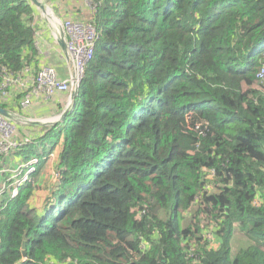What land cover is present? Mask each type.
I'll list each match as a JSON object with an SVG mask.
<instances>
[{"label": "trees", "instance_id": "trees-1", "mask_svg": "<svg viewBox=\"0 0 264 264\" xmlns=\"http://www.w3.org/2000/svg\"><path fill=\"white\" fill-rule=\"evenodd\" d=\"M94 4L72 109L15 150L42 159L16 195L0 173V264H264V0ZM38 54L34 6L0 0V92Z\"/></svg>", "mask_w": 264, "mask_h": 264}, {"label": "built area", "instance_id": "built-area-1", "mask_svg": "<svg viewBox=\"0 0 264 264\" xmlns=\"http://www.w3.org/2000/svg\"><path fill=\"white\" fill-rule=\"evenodd\" d=\"M86 1L92 8V14H94L96 7L94 0ZM58 23H60L65 30L67 48L72 62L71 74L67 78H60L57 71L53 67L47 65L40 67L33 81H31V76L34 74L31 72L29 67L25 68L17 75H12L6 72L0 92L1 100L8 103L10 99L9 91L12 87L19 88L21 91L30 90V92L25 95V101L23 105L24 107L29 105L30 97L32 98L33 96H38L40 94H43L47 97H53L60 93L68 92L69 97H71L73 90H75L77 93L85 75L86 66L90 61H92L95 54L96 46L99 41L98 29L96 25L91 22V19L89 21H81L66 18L60 21L55 17L54 23H52L54 28L52 27V29L56 40L57 35L54 29L57 27ZM258 78H264V68L259 71ZM59 118L60 117H58L56 120L58 121L61 119ZM18 130L19 128L16 126L14 121L0 115L1 153L10 154L22 146L33 142V137L31 135L19 138L17 135ZM38 159L40 158L35 157L31 161H20L21 163L18 165V168H20L21 172L25 175L24 181L19 182L15 187L7 188V191L12 190V195L17 194L20 187L30 180L28 175L30 174L31 177V174L35 172L37 168L35 165L38 162ZM5 172L8 173L9 171H2L0 173ZM5 183L6 182H4V184ZM2 191H4L3 187ZM215 245L216 244H213V246Z\"/></svg>", "mask_w": 264, "mask_h": 264}, {"label": "crops", "instance_id": "crops-1", "mask_svg": "<svg viewBox=\"0 0 264 264\" xmlns=\"http://www.w3.org/2000/svg\"><path fill=\"white\" fill-rule=\"evenodd\" d=\"M46 2V0H40ZM54 6L57 14L64 19H75L81 21H89L92 18V8L86 0H47ZM36 11V45L39 50L38 67L43 64L54 65L60 73V78H67L71 74V64L63 54L57 40L53 35L52 27H48L46 21L42 18L40 9L34 6ZM42 11V10H41ZM35 70V68H34ZM31 71L33 74L35 71ZM68 92L60 93L53 97H47L43 94L33 96L32 105L30 106V113L38 119H44L40 123L18 126L19 130H25V136H38L40 133L45 134L51 126L57 123V118L61 117L63 112L67 109L69 99ZM11 95L8 101L10 111L18 112L24 109L22 99L17 98L15 94ZM27 109V107H25ZM53 124V125H52ZM49 127V128H47ZM20 161L19 158H16ZM58 160V159H57ZM38 192V191H37Z\"/></svg>", "mask_w": 264, "mask_h": 264}, {"label": "rangeland", "instance_id": "rangeland-1", "mask_svg": "<svg viewBox=\"0 0 264 264\" xmlns=\"http://www.w3.org/2000/svg\"><path fill=\"white\" fill-rule=\"evenodd\" d=\"M43 3L45 4L46 10L41 11V9H40L39 11L41 12L42 18L44 19V21H46L47 25H49L48 27L52 26V23H54L55 17L57 18V20H60V21L62 19H64L63 17H61L57 14L54 6H52L47 0H46V2H43ZM46 65L53 67L57 71L58 76L60 75L59 70L57 69L56 66H54V65L52 66L49 64H46ZM36 75H37V72H35L34 75L31 76V81H33L35 79ZM260 80H263V79H260ZM29 92H30V90L21 91L19 88L12 87L9 91V95L11 97V95L14 96L13 94H15L17 96V98H20V101L22 99V102L24 105L25 95L28 94ZM68 99L70 100L69 94H68ZM29 101H30L29 105L26 106L27 109H25V107H24V109L22 108L18 112H16V113L14 112L16 114L17 118H15L14 120H12V119L11 120L16 123V126L20 125V126H23V128H24V126H26V125H32L33 121L38 119L33 114L30 113L29 109H30V106L32 105L33 99L30 97ZM40 120L42 121L44 119H40ZM17 135L19 138L25 137V130L24 129H21V131L18 130ZM50 138L51 137H49L48 141L46 142V149H44L46 151V154L43 157V159L45 158V167L43 169V172L40 175H38V177L36 179V185H37L36 190L38 192H36L35 195L33 197H31V199H30V204L32 205V207L39 209V210L43 206L44 201L49 196L50 187L58 179L57 170L55 169L56 164L58 162V160H57V154H58L57 148L58 147L56 149H54L53 151L49 152L51 144H52L53 140H55L54 138H52V139H50ZM16 156L17 155H16L15 151L11 152L10 155L8 156V158L6 159V162L3 164V167L0 170V172H2V171H9L10 172V173L8 172L6 179L1 182V186L4 182H6L5 184H3V190L6 192H7V188L15 187L19 182H21V181L23 182L24 178H25L24 173H22L21 169L18 168V165L21 163L20 161H22V160L20 159V161L19 160L16 161ZM34 158H35V156L28 157V159L25 160L24 162L31 161ZM41 162H42V159H38V162L36 163L35 166H37ZM28 178L31 179L30 174L28 175ZM8 192H12V190H10ZM234 239L236 241L234 243V245H236V246H234V250H237L238 248H240L241 246L246 244V240L244 239V235L240 231L236 232Z\"/></svg>", "mask_w": 264, "mask_h": 264}, {"label": "water", "instance_id": "water-1", "mask_svg": "<svg viewBox=\"0 0 264 264\" xmlns=\"http://www.w3.org/2000/svg\"><path fill=\"white\" fill-rule=\"evenodd\" d=\"M29 1H30V3L33 6L41 9L42 11L46 10L45 4L42 1H40V0H29ZM51 27L54 28L53 25ZM54 30H55L56 35H57V42H58L60 48L62 49L63 54L65 55V57L70 62L71 68H72V62H71V58H70L69 51H68V48H67L65 30H64L63 26L60 23L57 24V27ZM75 97H76V91L73 90L72 94H71V97H70V101H69L68 106H67V109L63 112V114L61 115L60 118L65 116L68 113V111L72 109V107L74 105ZM0 115L4 116L6 118L12 119V120L17 118L16 114L13 111H10L9 109L4 108L2 106H0ZM40 122H41V120H35V121H33V124H37V123H40ZM25 249H26V242L23 243V255L24 256H26V250Z\"/></svg>", "mask_w": 264, "mask_h": 264}]
</instances>
